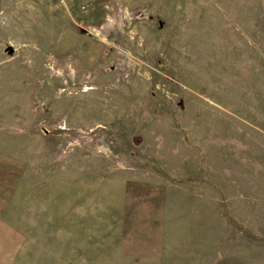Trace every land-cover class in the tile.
Listing matches in <instances>:
<instances>
[{"label":"rangeland","instance_id":"obj_1","mask_svg":"<svg viewBox=\"0 0 264 264\" xmlns=\"http://www.w3.org/2000/svg\"><path fill=\"white\" fill-rule=\"evenodd\" d=\"M0 264H264V0H0Z\"/></svg>","mask_w":264,"mask_h":264}]
</instances>
